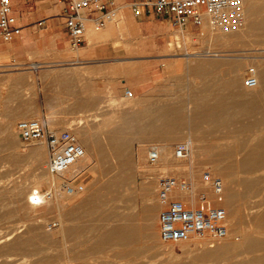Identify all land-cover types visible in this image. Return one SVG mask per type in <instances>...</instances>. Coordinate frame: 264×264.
<instances>
[{
	"label": "rangeland",
	"instance_id": "obj_1",
	"mask_svg": "<svg viewBox=\"0 0 264 264\" xmlns=\"http://www.w3.org/2000/svg\"><path fill=\"white\" fill-rule=\"evenodd\" d=\"M260 1L264 5V0ZM256 19L257 16L246 17L243 24L231 32L213 28L212 35L209 32L212 26L180 29L173 25L174 28L168 34L158 33L152 37L148 33L147 39L144 34H139L140 31L134 30L128 34V41L166 46L168 50L160 52L164 55L160 59L164 74H160L152 86L155 91H162L165 101L186 106L194 90L202 93L206 86L208 88L211 85L220 90L228 75L234 72L239 76L237 84L231 86V91L251 93L247 91L245 78L252 68H264V63H258L264 62V36L252 25ZM120 20L121 18L114 23ZM209 46L221 50V55H202ZM140 58V55L133 56V64H137L135 61ZM211 61L229 64L216 68L214 78L204 83L196 76L193 68L208 69ZM35 81L36 75L28 72L26 65H0V264H215L197 257L204 251L218 249L222 245H229L233 251L242 250L246 235L264 239V224H260V218L264 214V192L260 195L251 194L244 204L241 200L239 203V197L232 202L230 209L222 204L228 210L227 237L213 239L210 235L195 236L177 243L165 242L161 238V204L158 198V182L163 175L187 179L192 182L195 194L206 191L212 198L215 195L204 180L205 172L222 178L224 197L233 190L243 192L240 182L245 178L258 180L261 188H264V169L253 174L237 171V161L243 156L238 144H254V136L260 134L261 129L264 131V82L251 94L261 92L263 96L260 101L263 100V103L250 118L243 119L245 122L250 121V124L239 131L234 129L235 125L231 126H235L233 130L230 126L225 128L219 123H209L215 127L206 128L208 123L203 122V125L201 122L200 125L204 128L199 125L198 131H192L195 135L201 132L198 140H195V144L198 142L196 151L191 149L186 160L176 158L175 147L186 141L187 132L178 134V138L176 136L171 145H168L171 156L168 161H172V165L165 168H162V162H151L148 152L167 141L143 139L139 133L130 132L133 137L126 142L127 149L123 147L124 154L105 148L106 153L101 157L103 161L94 163L91 160L93 157H89L86 163L88 167L79 175L70 180L68 173L66 178L57 174L59 176L55 185L47 169L49 151L45 140L25 143L17 129L19 121L35 117L30 112L27 116L13 113L17 98L26 100L21 110H29V99L35 93ZM212 82L215 84H211ZM125 97H120L110 105L120 111L131 100ZM203 104L208 106L209 101L205 100ZM185 110L186 113L190 111L189 108ZM122 117L120 114L116 115L117 124L123 121ZM101 119L103 121V116ZM260 120L261 124L258 122ZM199 128L204 130L200 131ZM143 135L145 137L148 134ZM202 135L211 137L205 139ZM36 145L44 147V161L40 168L31 156V149ZM144 156L147 162L143 165L140 158ZM178 165L179 169L176 168ZM230 165H234V168L229 172V178L223 174V169ZM42 175L48 176V180L40 184L39 189L45 194L51 192L53 199L47 195L43 203L33 205L29 202L28 195L36 186L35 177ZM66 184H84L85 189L70 192ZM87 193L90 195L86 197ZM83 196L86 199L80 210H73ZM184 196L190 199L192 194ZM223 201L216 203L221 204ZM128 229L135 235L129 237ZM128 238L135 241L128 243L125 241ZM120 239L121 242H115ZM21 241L28 243L22 246Z\"/></svg>",
	"mask_w": 264,
	"mask_h": 264
},
{
	"label": "crops",
	"instance_id": "obj_2",
	"mask_svg": "<svg viewBox=\"0 0 264 264\" xmlns=\"http://www.w3.org/2000/svg\"><path fill=\"white\" fill-rule=\"evenodd\" d=\"M116 1L121 20L102 28L90 21L84 42L78 48L71 44L62 5L55 0H12L17 31L10 41L4 40L0 31V65H26L28 72L36 75L35 93L29 99L30 114L51 129L74 131L94 163L103 161L105 148L124 154L126 142L133 137L129 134L133 132L129 129L132 115L181 109L178 104L165 101L162 91H155L152 86L164 74L160 62L164 55L160 52L167 51L166 46L128 41V34L134 30L146 39L148 33L152 37L168 34L174 28L171 19L134 15L131 5L142 0ZM135 55L141 56L136 59L137 64L131 59ZM127 88L135 92L134 96L117 111L110 104L125 97ZM25 102L17 98L13 113H24L21 108ZM257 107H261L260 99ZM117 114L124 117L120 124L116 123ZM170 142L165 144L171 145ZM83 170L76 171L70 180ZM86 197H80L72 209L79 211Z\"/></svg>",
	"mask_w": 264,
	"mask_h": 264
},
{
	"label": "built area",
	"instance_id": "obj_3",
	"mask_svg": "<svg viewBox=\"0 0 264 264\" xmlns=\"http://www.w3.org/2000/svg\"><path fill=\"white\" fill-rule=\"evenodd\" d=\"M62 5L65 26L74 48L82 45L89 22L98 28L107 26L120 18V8L116 0H55ZM245 0H142L131 7L134 15H156L170 18L180 29L202 26L208 22L215 29L231 32L244 21ZM17 18L13 13L12 0H0V31L4 40L10 41L17 31ZM259 80L252 68L245 78L249 88L258 86ZM125 96H134L132 89L125 90ZM17 129L23 142L45 140L49 151L47 169L52 174H61L72 168L86 154L78 135L70 130L57 131L46 127L36 118L18 122ZM191 152L189 141L175 147V156L184 159ZM149 159L156 163L159 151L150 149ZM204 180L213 189L215 198L206 191L194 193L192 182L175 175H163L158 182V198L161 204L159 214L161 238L165 242H181L195 236L210 235L213 239L225 238L229 234L228 210L221 202L224 199V182L221 177L205 172ZM70 192H81L84 184H66ZM192 194L190 199L180 195ZM195 194V195H194ZM50 195V194H47ZM35 203L40 199L36 196Z\"/></svg>",
	"mask_w": 264,
	"mask_h": 264
},
{
	"label": "bare ground",
	"instance_id": "obj_4",
	"mask_svg": "<svg viewBox=\"0 0 264 264\" xmlns=\"http://www.w3.org/2000/svg\"><path fill=\"white\" fill-rule=\"evenodd\" d=\"M243 13H244V20L248 16H252V17L257 16V19L252 22V25L254 28H256V30L257 29L259 30L260 35L264 36V15H263L264 14V5L261 3V1L260 0H245ZM111 23H113V22H110V24ZM249 25L250 24H248V26ZM119 26H121V25H119ZM202 26L204 28H206V27L209 28V26H212V25L209 24L208 22H206ZM130 27H131L130 23L128 22V28H130ZM213 28L214 27L212 26L209 29L210 30L209 32L211 33V35L214 34ZM252 30H254V29H252ZM119 31H121V30H119ZM214 48H215V46H209L208 49L205 50L202 55H206V56L207 55H209V56L218 55V56H220L221 54L219 52L221 50L214 49ZM193 53H195V52H193ZM223 56H225V55H223ZM258 63L261 64L264 62L261 61ZM228 64H229V62L211 61L209 63L208 69H202L201 67H194L193 69L195 70L196 76L200 77L201 80L205 83V82H209L211 79L214 78V73L216 71V68H221L222 66L228 65ZM253 69L255 70V73L258 77L259 83H258V86L255 88H249L246 86L248 88L247 91L251 92V93H246V92L241 93V92H238L235 90L231 91V86H233V85L235 86L237 84L238 76H239L237 73L234 72V73L228 75V77L225 81V84L222 86V89H220V90L216 89V87H214L212 85L208 88L206 86V89H204L202 91V93H200V90L199 91L194 90L196 92L193 91V96H191V99L192 98L193 99L192 100L190 99V102L186 106L181 105V109H178V110L176 109L175 112H173V110H171V109L170 110L172 112L169 111V109H166L165 113H162V114H142V115L141 114H134V115H132L131 116V123L129 122L130 123L129 129H131L133 132H137V133L139 132L141 134H148V135H145V137H144L145 139L159 140L160 138L161 139L164 138V139H166V141L167 140L173 141L178 134L187 132L188 135H187L186 141L190 142L191 149H194V150L196 149L195 146L198 145L197 144L198 142L195 144V140H198L197 137H200L201 132L199 135H197V134L195 135L192 131L194 129H197V131H198V127H199L201 122L202 123L203 122L208 123L207 124L208 127H206V128H210L209 126L215 127L213 125H209V123H211V124L216 123L217 125L219 123V124L224 125L223 127H225V128L230 126L229 128H231V130H233L232 128L236 126V128H234V129H239V131H241V130L245 129L248 124H250V121L245 122V121H243V119L244 118H250V115L254 111L261 108V107L256 108V106L258 105V100L261 99L262 96L264 95V94L262 95L260 92L257 95L253 94L251 96L252 92L254 90H257L258 88H260V86L263 85L262 83L264 82V68H262L260 70H256L255 68H253ZM211 84H215V83L212 82ZM221 97H222V101H221ZM205 100L209 101L208 106H205L203 104V102H205ZM261 101H263V100H261ZM261 101H260V104L262 106L263 102L261 103ZM142 102H144V101H142ZM181 102H182V100H181ZM187 108H189L190 111L186 113L185 109H187ZM149 109H151V108H149ZM28 113H29V111H26L23 114L25 116H27ZM258 122H259V124L262 123L261 120ZM203 125H204V123H203ZM232 125H235V126L231 127ZM201 127L204 128V126H201ZM186 129H188V130L186 131ZM200 129L201 128H199V130ZM162 130H164V133H163L164 135L160 133ZM206 130L209 131L210 129L209 130L206 129ZM207 131H206V133H207ZM261 131H263V130L261 129ZM261 131L259 132V129H258V132L260 134L257 133V135L254 136L253 140L256 141L254 144H251V145H246L244 143L238 144L241 147V149H239L241 151H239V152L240 153L243 152V156H241L242 158L240 159L239 162L237 161V171L238 172L246 173V174H253V173H256V172L264 169V135ZM209 133H211V131ZM228 134H230V132H228ZM202 136H205V135H202ZM208 137H209V135H207V137L205 136L204 138L207 139ZM177 138H178V136H177ZM201 138L199 140H202ZM4 143H6V142L4 141ZM37 145L32 147L31 156L34 157L37 167L40 168L41 162L44 161L43 160L44 158L42 157V151H44V147L43 146H37ZM84 147L86 149L85 156L82 159H80L81 161L79 160L68 171L61 173V176L66 178L65 175L68 173L69 177H72L77 172H80L81 170L88 167L86 163H87L90 155H89L88 148L86 147V145H84ZM155 149H157L159 151V159H158L157 163L162 162V164H163L162 168H165L168 165H172V161L171 162L168 161L171 157L170 156V147L168 146V144H163L160 146L157 145V146H155ZM241 155H242V153H241ZM187 158L188 157L181 159V160H186ZM140 161H142V163L144 165V164H146L147 159L144 156V157L140 158ZM178 167H179V165L176 166V168H178ZM233 168H234V165L228 166L227 168L223 169V174L226 177L230 178L229 175L232 172ZM49 174H50L49 176H51L50 177L51 181L55 185H57V176H59V175L52 174L50 172H49ZM47 180H48V176H45V175H42L40 177H35L34 181L36 183V186L33 188L31 193L28 195L29 196V202L31 204H33V205L39 204L40 205L41 203H43L46 200V198H47L46 196L48 193L47 194L42 193L39 189V185L44 183ZM240 184L243 186L242 187L243 192L237 193L236 190H233L231 194L226 193L225 197H224V201L221 204L226 205V207L230 209V206L232 205V202L235 199L241 197V199H239V203L242 202L244 204L245 202H247L248 197L251 196V194L252 195H260L261 193L264 192V188H261L260 182L258 180H252L250 178H245L244 180H241ZM184 194L185 193H183L181 195V193H180V195L182 197L184 196ZM187 194H189V193H187ZM36 196L40 199V201H38L39 203H37V204L34 201L35 200L34 198H36ZM49 198L53 199V194L51 195V192H50ZM240 200H241V202H240ZM260 220H261L260 224L261 225L264 224V214L261 216ZM117 233L119 234V231ZM134 235H135L134 232L132 230L128 229V236L130 237V236H134ZM125 241L126 242L128 241V243H130V242H134L135 239L128 238ZM115 242H117V243L121 242V239L116 240ZM27 243H28V241H21L20 245L24 246ZM243 246H244V248L242 250L239 249L240 250L239 251V250L234 249V251H233L229 245H222L218 249L204 251L201 255H199L197 257V259L202 260V261L210 260V261H213L215 264H217V262H225V264H247V263L264 264V253H261V254L256 253V252L264 251V239L257 238L255 236H251V235H248V236L246 235L244 237ZM234 258H236V259L233 260Z\"/></svg>",
	"mask_w": 264,
	"mask_h": 264
}]
</instances>
